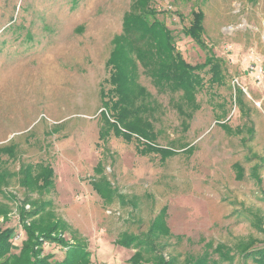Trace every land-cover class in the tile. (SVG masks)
<instances>
[{
    "label": "rangeland",
    "instance_id": "obj_1",
    "mask_svg": "<svg viewBox=\"0 0 264 264\" xmlns=\"http://www.w3.org/2000/svg\"><path fill=\"white\" fill-rule=\"evenodd\" d=\"M135 1L0 0V172L16 197L0 195L12 207L3 223L15 228L9 254L26 238L17 204L30 194L68 224L65 239L87 243L92 264H129L138 247L118 241L146 233L162 210L168 234L152 238L175 264H257L242 259V247H264V0H150L177 50L201 66L192 99L158 86L135 51L127 70L137 65L136 81L123 92L112 81L114 40ZM198 9L206 46L184 32ZM114 107L151 128L154 142L113 127ZM27 164L35 179L51 167L52 184L27 191L19 183ZM100 178L114 199L94 188ZM43 238L41 255L62 261L67 246Z\"/></svg>",
    "mask_w": 264,
    "mask_h": 264
},
{
    "label": "trees",
    "instance_id": "obj_2",
    "mask_svg": "<svg viewBox=\"0 0 264 264\" xmlns=\"http://www.w3.org/2000/svg\"><path fill=\"white\" fill-rule=\"evenodd\" d=\"M192 15L193 17L190 25L184 32L198 44L206 46L205 42L202 40V33L204 32V12L198 9L197 11H193ZM134 51L142 66L146 67L148 64H151V67H149L150 73L153 79L156 80L158 86L166 82L174 91L183 90L185 98H193L196 86L201 80L195 70L201 66L195 67L188 63L181 52L177 50L175 35L164 22L156 18V9L150 5V0H136L132 3L131 8L125 12L123 17V33L114 40V48L112 49L110 58V62L115 68L112 81L118 83L117 87L121 88V91L126 87L128 88L132 82L134 83L132 79L136 81L135 74L137 72V65L135 68L133 67L131 69L130 74L127 70L128 64L132 63L133 58H135L133 55ZM207 62L212 66V80L220 81L219 63L215 61L214 63L213 60L210 59ZM138 90L140 92V99L144 98L145 95L143 94L145 89L138 86L136 91ZM118 91L121 93L120 90ZM125 92L126 91H124V93ZM127 92L129 93L128 89ZM239 92L242 93V90H239ZM127 99L130 101L129 95L123 98L124 101ZM134 102L135 100H131V105L134 104ZM134 107L140 108L141 106L137 104ZM111 110H113V115L115 116L113 122L115 124L112 125L113 127L116 128V123H119L124 125L125 129L129 132H136L148 140H150V138L155 140V136L149 132L151 128L146 129L145 127H140V120L138 122H127L123 113H116L115 107ZM126 112H128L127 108ZM103 118L109 126L110 119L105 113H103ZM150 126L151 125L148 124V128ZM104 134L106 133H103V136H105ZM148 147L154 151L163 153L165 156L171 153V151L163 148L149 145ZM258 167H260V165H258ZM32 168L33 165L29 164L21 166L20 171L22 176L19 179V183L25 187L27 191L34 192L39 190L42 192V190L52 184L51 176L53 170L51 167H45L43 170V177L35 179L32 177ZM40 180H42L43 183L38 188H32L38 185ZM100 180L101 182H93L94 188L97 189L99 193L100 191L101 193L104 192L106 196H108L107 198L110 197L111 200L114 199L116 194L112 184L108 182L106 178H100ZM5 184H8V178H5V174L0 172V195H3L8 201L16 200L13 194H7L4 191L2 185ZM103 189L104 191H102ZM105 189L107 192H105ZM29 195L30 194H27L26 199L19 201L17 204L20 223L26 232V238L23 240L18 253L9 254L14 246L11 239L15 235V228L3 227V223L9 219L12 207L9 202L0 201V264H92L91 251L88 249L87 243L77 238V236L74 241L65 239L62 233L68 228V224L55 216L52 211L50 212L49 209H46V205H48L47 201L31 199ZM118 196L122 197L120 193H118ZM27 206H30L28 210L26 209ZM163 212L162 210L155 220H153L146 233L140 236H128V234H123L122 239L118 241L126 247L131 246L133 242H135V246L138 247V251L129 259V264H147V260H151L152 264H175L174 258L171 256L167 258L164 255L163 249H158L156 247L153 239L160 238L163 233L168 234L169 229H167L164 223ZM254 217L258 218L256 214ZM42 237L49 242L56 241L61 245L67 246L66 255L62 261L58 262L51 260L52 256L50 254L45 256L41 255L43 250ZM242 248H244L242 250V259L246 260L247 258H251L257 264H264V247L254 248L252 250L251 247L245 245ZM218 249L222 250L224 246L219 245ZM222 252L223 250L221 253ZM185 264H207V261H203V259H189L186 260ZM213 264L219 263L214 262Z\"/></svg>",
    "mask_w": 264,
    "mask_h": 264
},
{
    "label": "built area",
    "instance_id": "obj_3",
    "mask_svg": "<svg viewBox=\"0 0 264 264\" xmlns=\"http://www.w3.org/2000/svg\"><path fill=\"white\" fill-rule=\"evenodd\" d=\"M16 238H17V236H16Z\"/></svg>",
    "mask_w": 264,
    "mask_h": 264
}]
</instances>
